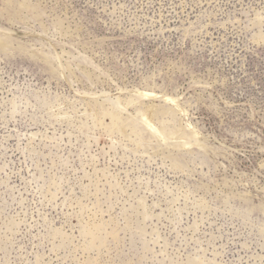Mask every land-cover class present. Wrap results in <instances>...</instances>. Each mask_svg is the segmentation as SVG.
Returning <instances> with one entry per match:
<instances>
[{"label":"rangeland","instance_id":"1","mask_svg":"<svg viewBox=\"0 0 264 264\" xmlns=\"http://www.w3.org/2000/svg\"><path fill=\"white\" fill-rule=\"evenodd\" d=\"M0 264H264V0H0Z\"/></svg>","mask_w":264,"mask_h":264},{"label":"bare ground","instance_id":"2","mask_svg":"<svg viewBox=\"0 0 264 264\" xmlns=\"http://www.w3.org/2000/svg\"><path fill=\"white\" fill-rule=\"evenodd\" d=\"M148 94V93H147ZM149 96V95H147ZM149 111V114L151 115V117H148L147 118V121L149 122H152L153 121V117L156 116L158 114V110L156 109V106L155 105H151L148 109ZM146 119V118H145ZM145 121V120H144Z\"/></svg>","mask_w":264,"mask_h":264}]
</instances>
